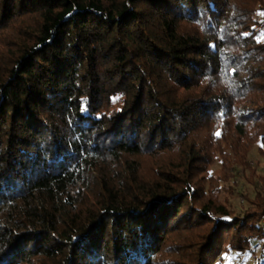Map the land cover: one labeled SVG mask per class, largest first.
<instances>
[{
    "label": "trees",
    "instance_id": "trees-1",
    "mask_svg": "<svg viewBox=\"0 0 264 264\" xmlns=\"http://www.w3.org/2000/svg\"><path fill=\"white\" fill-rule=\"evenodd\" d=\"M260 13L0 0V264H264V189L234 215L208 174L264 152Z\"/></svg>",
    "mask_w": 264,
    "mask_h": 264
},
{
    "label": "rangeland",
    "instance_id": "rangeland-1",
    "mask_svg": "<svg viewBox=\"0 0 264 264\" xmlns=\"http://www.w3.org/2000/svg\"><path fill=\"white\" fill-rule=\"evenodd\" d=\"M258 17L260 18L259 21H264V13L258 14ZM257 38L260 41H264V28L259 31V34ZM259 146L257 144H254L250 151L247 153L246 158L247 162L250 165L249 169H238L233 171L235 173V176H231L230 179H228L225 182L221 181V172H225V174L229 173V167L224 166L220 164L219 161L215 162L214 165H212L209 168V175L213 177L214 179L218 180L219 188L222 186L221 193H218V200L221 203H224L227 205L228 209L234 214V215H241L242 208H247L248 204L244 201V198L242 194H251L254 189L253 182L257 183V189L263 190L264 185L260 181V179L264 178V152L258 151ZM251 178V179H250ZM251 180V183L249 182ZM260 181V182H259ZM207 187L212 184H210V181L207 182ZM226 188V189H223ZM234 190V191H233ZM242 192V193H241ZM251 196V195H250ZM240 214V215H239ZM257 253L258 250H255ZM258 254V253H257ZM256 263V257H252L250 254H245L244 256H238L236 253H232L229 255H223L222 258L218 259L216 264H255Z\"/></svg>",
    "mask_w": 264,
    "mask_h": 264
},
{
    "label": "snow or ice",
    "instance_id": "snow-or-ice-1",
    "mask_svg": "<svg viewBox=\"0 0 264 264\" xmlns=\"http://www.w3.org/2000/svg\"><path fill=\"white\" fill-rule=\"evenodd\" d=\"M83 111V110H82Z\"/></svg>",
    "mask_w": 264,
    "mask_h": 264
}]
</instances>
